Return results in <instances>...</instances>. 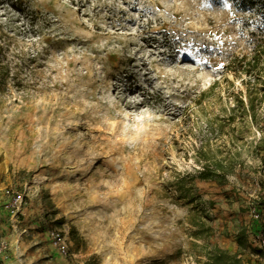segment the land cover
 Here are the masks:
<instances>
[{"label": "rangeland", "instance_id": "obj_1", "mask_svg": "<svg viewBox=\"0 0 264 264\" xmlns=\"http://www.w3.org/2000/svg\"><path fill=\"white\" fill-rule=\"evenodd\" d=\"M0 42V191L24 195L0 218L8 263L61 264L57 229L85 264H203L214 244L263 264L264 105H244L264 61L261 81L230 65L264 57V0H0ZM219 162L224 184L175 186Z\"/></svg>", "mask_w": 264, "mask_h": 264}, {"label": "trees", "instance_id": "obj_2", "mask_svg": "<svg viewBox=\"0 0 264 264\" xmlns=\"http://www.w3.org/2000/svg\"><path fill=\"white\" fill-rule=\"evenodd\" d=\"M242 2L254 3L256 0H242ZM2 50L3 47L0 42V52ZM263 61L264 57H262L261 51H256L251 58L243 57L241 59H233L231 61L230 68L234 74H244L247 78H249V81L252 80V77L254 76L255 81H261V76H259L261 73H258V67ZM9 78V65L6 62V59L2 56L0 57V104L2 103L3 96L10 87ZM247 91L249 93L245 96L246 104L244 105V112L248 113L253 122L256 123L257 107L264 105V89L259 90L258 92H251L249 84ZM240 102L242 104L244 103L242 100H240ZM229 174H231V170L223 165V163H214L213 165L204 166L201 171L192 175L190 177L191 185L177 183L175 186L180 191L188 192L193 200V198L199 197L198 190L196 189L193 182L197 180L207 182L212 181L222 185L226 182V178ZM260 205L264 206V196L261 198ZM206 209L207 208L205 206L201 205L200 212H206ZM206 230H209V228ZM236 241L241 247L245 245L242 234L237 236ZM203 256L205 258L203 264H243V260L238 256L237 253H231L228 249H224L218 244L205 246Z\"/></svg>", "mask_w": 264, "mask_h": 264}, {"label": "built area", "instance_id": "obj_3", "mask_svg": "<svg viewBox=\"0 0 264 264\" xmlns=\"http://www.w3.org/2000/svg\"><path fill=\"white\" fill-rule=\"evenodd\" d=\"M8 198L6 205L4 206L3 212L15 213L23 207L24 195L15 193L13 190L6 189L0 191V204ZM250 215L253 219H260L259 211L256 205H252L250 208ZM50 246L54 249L61 259V264H85L80 261L76 254L72 253L70 247L66 241V238L61 234V231L57 229H49L45 233ZM251 246L257 248L263 255L260 257V261L264 264V236L256 233L253 235ZM10 244L7 240H0V264H7L9 261Z\"/></svg>", "mask_w": 264, "mask_h": 264}, {"label": "crops", "instance_id": "obj_4", "mask_svg": "<svg viewBox=\"0 0 264 264\" xmlns=\"http://www.w3.org/2000/svg\"><path fill=\"white\" fill-rule=\"evenodd\" d=\"M8 215L2 211H0V218H3V217H7ZM5 219V218H4ZM10 226L11 224L8 223V220L5 219L3 223L0 222V234L2 233H5V232H9L10 231ZM45 236V233L43 234ZM8 239H11V237H7ZM12 247L14 248L15 246H17V243H14L12 242L11 243ZM232 253H235L236 251H232ZM52 253H50L51 255ZM61 262V259L60 257L58 258ZM18 263V260L16 259V256H15V252L13 253V259L11 260V262H9L8 264H17Z\"/></svg>", "mask_w": 264, "mask_h": 264}]
</instances>
